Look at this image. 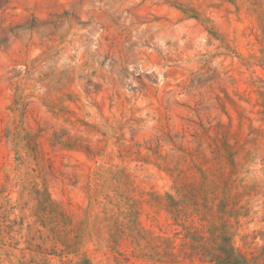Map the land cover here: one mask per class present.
<instances>
[{
  "label": "rangeland",
  "instance_id": "1",
  "mask_svg": "<svg viewBox=\"0 0 264 264\" xmlns=\"http://www.w3.org/2000/svg\"><path fill=\"white\" fill-rule=\"evenodd\" d=\"M0 264H264V0H0Z\"/></svg>",
  "mask_w": 264,
  "mask_h": 264
}]
</instances>
